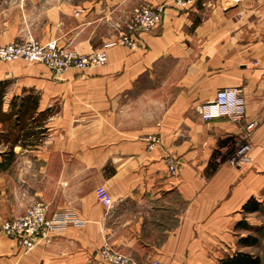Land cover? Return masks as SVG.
Listing matches in <instances>:
<instances>
[{"label":"crops","instance_id":"crops-1","mask_svg":"<svg viewBox=\"0 0 264 264\" xmlns=\"http://www.w3.org/2000/svg\"><path fill=\"white\" fill-rule=\"evenodd\" d=\"M169 1L0 0L3 15L16 17L3 19L0 45L55 41L107 58L62 75L39 63L0 62L3 111L31 96L36 117L44 115L36 138L15 145V160L0 172V226L38 202L48 217L77 221L29 252L0 231V264H107L105 244L140 264H220L248 235L238 224L259 225L243 207L264 196V0L170 5L152 31L135 34L136 50L110 45L136 7ZM224 87L243 91L247 123L255 124L242 167L229 159L241 127L198 112ZM154 135L161 144L149 149ZM9 147L0 141V164ZM167 158L177 162L176 175ZM100 186L113 198L110 210L97 199Z\"/></svg>","mask_w":264,"mask_h":264},{"label":"built area","instance_id":"built-area-1","mask_svg":"<svg viewBox=\"0 0 264 264\" xmlns=\"http://www.w3.org/2000/svg\"><path fill=\"white\" fill-rule=\"evenodd\" d=\"M190 0H170L163 4L145 3L136 7L125 23V31L111 45H121L136 50L138 48L136 33L152 31L162 20L165 10L170 5H183ZM23 60L28 63H39L47 66L56 75H62L72 69L85 71L101 66L107 60L106 53L93 51L80 54L75 50L59 47L55 41L43 43L39 40L16 41L0 45V62ZM198 112L204 121L227 119L238 124L242 129V137L230 153V161L237 167L249 162L251 150L250 138L255 130L254 123L246 120V99L238 87H224L217 90L215 98L202 104ZM149 149L161 144L160 136H150ZM166 164L171 175L177 173V162L167 158ZM98 201L107 209L113 207L114 201L104 186L96 189ZM48 207L38 202L29 207L23 215L4 221L0 231L15 239L24 252L33 250L41 243H49L53 235L65 231L71 223H77L74 216L67 213L48 217ZM100 256L107 264H140L131 257L111 248L108 244L100 250ZM142 264H165L162 261H150Z\"/></svg>","mask_w":264,"mask_h":264},{"label":"trees","instance_id":"trees-1","mask_svg":"<svg viewBox=\"0 0 264 264\" xmlns=\"http://www.w3.org/2000/svg\"><path fill=\"white\" fill-rule=\"evenodd\" d=\"M6 83H0V123L5 125V130L0 134V141L10 143L9 150L6 152L4 162L0 164V171L10 169L11 163L16 158L14 152V146L19 142L23 143L28 139L36 138V128L41 127L43 121V114H39L36 117L37 102L36 99L28 97H15L11 103V111L5 113L3 111V101L6 94ZM264 210L262 203L257 202L254 199L248 201L243 211L248 214L261 213ZM237 228L247 230L248 232H255L259 234L261 228L248 225L246 222L239 223ZM259 239L257 235L249 234L241 238L239 245L243 248L255 247L259 245ZM220 264H264V255H257L248 251H238L232 257L223 259Z\"/></svg>","mask_w":264,"mask_h":264},{"label":"rangeland","instance_id":"rangeland-1","mask_svg":"<svg viewBox=\"0 0 264 264\" xmlns=\"http://www.w3.org/2000/svg\"><path fill=\"white\" fill-rule=\"evenodd\" d=\"M5 9L6 8H1L0 7V41H6L7 40V38H6L7 34L4 31H2L4 29V27H5V25H6L5 24V21L3 19L4 18H16L14 15L12 17H8V16L5 17L3 15V13H5V14L7 13V11ZM8 24H9V26H13L14 25L13 22H9ZM34 40H36V39H34ZM16 41H25V40H16ZM16 41H14V42H16ZM39 41H41V40H39ZM41 42H43V41H41ZM48 42H52V41H48ZM48 42H43V43H48ZM111 44H113V43H111ZM98 51H101V52H104L105 53L104 50H98ZM164 73H166V74H164ZM168 73L169 72H163L161 76H159V75L158 76L159 77H166V76L168 77V75H169ZM159 77H157V78H159ZM251 138H250V140H251ZM249 157H250V154H249ZM12 173H13V171L11 172V174ZM262 204L264 206V196H263V202H262ZM253 218L256 219L259 222V225L257 227L261 228L262 231H260L259 234L258 233L255 234V232H253V231L252 232H248V233L249 234H253L254 236L257 235L258 238H260L259 239V245L258 246H255V247H246V248H243V247L240 246L238 249H239V251H248V252L255 253L257 255H264V210L261 213L253 214ZM125 255H127V254H125ZM127 256H129V255H127Z\"/></svg>","mask_w":264,"mask_h":264}]
</instances>
